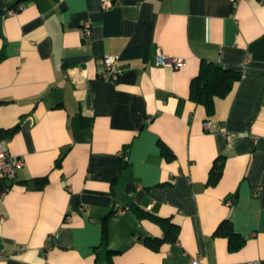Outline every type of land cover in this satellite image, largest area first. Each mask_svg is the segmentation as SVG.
<instances>
[{"label": "crops", "instance_id": "crops-1", "mask_svg": "<svg viewBox=\"0 0 264 264\" xmlns=\"http://www.w3.org/2000/svg\"><path fill=\"white\" fill-rule=\"evenodd\" d=\"M158 48L184 62L156 64ZM201 60L242 71L210 115L189 95ZM14 125L0 264H264V0H0V129ZM225 218L236 249L214 233Z\"/></svg>", "mask_w": 264, "mask_h": 264}, {"label": "trees", "instance_id": "trees-1", "mask_svg": "<svg viewBox=\"0 0 264 264\" xmlns=\"http://www.w3.org/2000/svg\"><path fill=\"white\" fill-rule=\"evenodd\" d=\"M115 3L117 0H111ZM242 76V71L224 67L214 61L201 60L198 72L190 81L189 95L196 103L204 106L206 114L210 115L214 111V100L216 97H224L230 93L234 83ZM16 129V125L10 128L0 129V138L10 135ZM216 165V166H215ZM222 162L214 164L210 170V179L215 181L221 172ZM111 215L118 214L117 209H112ZM215 234L224 235L228 239V246L231 249L240 247L244 238L234 232L231 221L227 218L220 221L216 227ZM105 232L102 236V243L105 244ZM113 251L108 250V254ZM95 264H101L98 258L95 259Z\"/></svg>", "mask_w": 264, "mask_h": 264}, {"label": "built area", "instance_id": "built-area-1", "mask_svg": "<svg viewBox=\"0 0 264 264\" xmlns=\"http://www.w3.org/2000/svg\"><path fill=\"white\" fill-rule=\"evenodd\" d=\"M234 2L237 0H233ZM113 2L111 0H101V6L102 7H108L112 5ZM22 8V3L18 2L13 8H10L8 11L9 13H14L18 9ZM90 29L88 23L84 24L82 27V35H89ZM115 56L112 55H105L101 63L103 65L102 72L100 75L104 78H110L115 79L120 70L117 68L115 64ZM184 62V58L172 56L165 54L161 49L158 48L155 56V63L161 64L165 66H172L176 67L181 65ZM80 80L84 77L83 74H80ZM211 121L210 119H206L203 122V126L205 129L210 128ZM232 132H226L225 137L226 140H231L233 138ZM24 164V160L22 157L14 156L12 155L3 145L2 141H0V177L6 178V179H13L15 176L16 169L18 167H21ZM124 207L117 208V212H121L124 210ZM55 236V234L53 235ZM51 239L52 237L49 236L48 240L46 242L45 248H48L51 245ZM21 249V248H20ZM184 264H202L199 255L196 256H190L188 260ZM248 264H257V262H249Z\"/></svg>", "mask_w": 264, "mask_h": 264}]
</instances>
